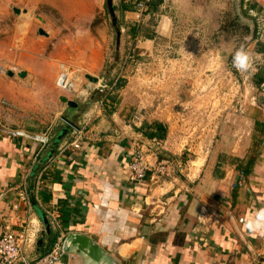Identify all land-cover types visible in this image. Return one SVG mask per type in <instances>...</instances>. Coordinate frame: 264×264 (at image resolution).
Masks as SVG:
<instances>
[{"label":"rangeland","instance_id":"obj_1","mask_svg":"<svg viewBox=\"0 0 264 264\" xmlns=\"http://www.w3.org/2000/svg\"><path fill=\"white\" fill-rule=\"evenodd\" d=\"M137 1L111 0L114 23L107 0H0V77L12 67L15 74L25 66L35 73L39 62L50 64L42 72L56 77L52 91L41 87L46 94H33L34 84L8 89L0 107L19 114L21 125H32L65 108L60 97L76 101L93 93L96 85L86 76L100 79L108 113L121 119V135L134 141L130 150L144 146L155 165L166 168L160 182L184 183L207 153L233 156L249 149L252 123L264 114V83L257 82L264 78V0L252 10L254 3L241 0L240 14L236 0H165L157 12L148 3L139 24ZM165 16L171 20L166 31ZM241 47L252 55L251 74L233 66ZM59 63L72 72L71 91L55 86ZM26 104L35 113L19 109Z\"/></svg>","mask_w":264,"mask_h":264},{"label":"crops","instance_id":"obj_2","mask_svg":"<svg viewBox=\"0 0 264 264\" xmlns=\"http://www.w3.org/2000/svg\"><path fill=\"white\" fill-rule=\"evenodd\" d=\"M249 2L259 5L258 0ZM122 8L129 14L123 3ZM40 63L35 73L28 71L30 66L16 74L15 67L6 69L0 97L32 84L37 89L33 94H46L41 87L52 91L56 77L42 72L50 64ZM21 72L25 82L15 76ZM104 89L99 79L88 99L84 94L74 101L78 107L68 119L79 131L61 120L66 107L27 126L20 124L19 114L0 107V216L21 238L23 256L36 260L60 238L63 243L68 234L78 233L121 264H264V231L247 226L250 216L264 210V114L252 123L249 149L233 156L207 153L195 161L196 170L186 182H160L161 176L151 173L132 182L127 165L134 141L121 135V119L108 113ZM19 109L35 113L29 104ZM57 264L90 263L67 251Z\"/></svg>","mask_w":264,"mask_h":264},{"label":"built area","instance_id":"obj_3","mask_svg":"<svg viewBox=\"0 0 264 264\" xmlns=\"http://www.w3.org/2000/svg\"><path fill=\"white\" fill-rule=\"evenodd\" d=\"M149 0H138L135 4L136 23L139 24L143 18V14L148 8ZM75 80L70 68L60 65L59 73L55 82V86L60 91H71L74 89ZM156 162L150 160L143 146H134L130 153L127 170L129 179L132 182L143 181L148 173L155 175H166L164 166L155 165ZM169 175V172H168ZM24 201V197L22 196ZM57 219L54 216L55 221ZM21 238L13 234L8 227L4 226L3 218L0 216V264H57L63 254L62 240H57L51 247L50 251L36 260H28L22 254ZM33 243V240L29 241Z\"/></svg>","mask_w":264,"mask_h":264},{"label":"water","instance_id":"obj_4","mask_svg":"<svg viewBox=\"0 0 264 264\" xmlns=\"http://www.w3.org/2000/svg\"><path fill=\"white\" fill-rule=\"evenodd\" d=\"M236 4H237V12L240 14L241 0H236ZM107 6L109 13L112 16L113 22L115 23L116 17L114 16V8L112 6L111 0H107ZM14 12L18 13L19 11L14 9ZM251 26L254 27L252 24ZM39 33L42 35H46L42 30H39ZM253 33L254 31H252V34ZM8 76L12 77L13 74L11 72H8ZM18 76L20 78H24L26 74L24 72H21L20 74H18ZM86 78L95 85L98 83V80L96 78H92L90 76H86ZM60 101L66 105V111L64 116H62L61 120H63V122L69 128L79 131V127L73 124L68 119V116H70L74 112V110L78 107V104L74 101L69 100L66 97H60ZM21 135L24 136V133H21ZM39 140L43 143H46L45 138H40ZM40 218L45 226L46 233L50 234L51 228L46 217L43 214H41ZM62 250H63V254L66 253L67 251L77 253L84 259L88 260L90 264H121L112 255L107 253L97 242L93 241L90 237L84 234H78V233L68 234L63 240Z\"/></svg>","mask_w":264,"mask_h":264},{"label":"clouds","instance_id":"obj_5","mask_svg":"<svg viewBox=\"0 0 264 264\" xmlns=\"http://www.w3.org/2000/svg\"><path fill=\"white\" fill-rule=\"evenodd\" d=\"M171 26V20L168 17H162L161 28L167 30ZM233 66L242 73L251 74L254 71L251 53L244 47L239 48L233 55ZM247 226L254 231H264V210L255 212L247 221Z\"/></svg>","mask_w":264,"mask_h":264},{"label":"trees","instance_id":"obj_6","mask_svg":"<svg viewBox=\"0 0 264 264\" xmlns=\"http://www.w3.org/2000/svg\"><path fill=\"white\" fill-rule=\"evenodd\" d=\"M163 3V0H150L149 1V6L151 7L152 9V12H157L158 11V7ZM242 5H243V2H242ZM255 8V5L254 4H251L249 5V8L250 10L254 9ZM125 10V9H124ZM134 32H137V30H133V35H134ZM136 34V33H135ZM259 85L263 84L264 83V78L262 76H259V79H257ZM157 129L156 130H160L161 126L160 125H156ZM153 130V129H152ZM155 131V130H154ZM156 131L155 133L152 132L151 134V137L154 135H157L156 133L158 132ZM244 174H246L245 170L243 171ZM31 179V178H30Z\"/></svg>","mask_w":264,"mask_h":264}]
</instances>
